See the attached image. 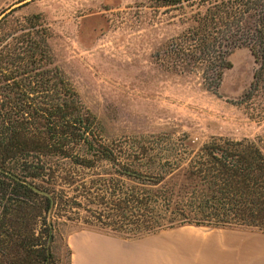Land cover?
I'll return each instance as SVG.
<instances>
[{
	"label": "trees",
	"instance_id": "trees-1",
	"mask_svg": "<svg viewBox=\"0 0 264 264\" xmlns=\"http://www.w3.org/2000/svg\"><path fill=\"white\" fill-rule=\"evenodd\" d=\"M153 1L179 11L181 30L164 45L170 68L203 69L204 81L221 83L229 56L247 47L257 63L249 98L259 96L264 0ZM28 5L0 14V166L52 194L53 236L48 253L50 197L0 171V264H65L54 250L57 222L81 221L63 213L84 202L89 228L76 231L125 239L185 225L264 233L260 139L106 138L58 64L44 14L23 12Z\"/></svg>",
	"mask_w": 264,
	"mask_h": 264
},
{
	"label": "rangeland",
	"instance_id": "rangeland-1",
	"mask_svg": "<svg viewBox=\"0 0 264 264\" xmlns=\"http://www.w3.org/2000/svg\"><path fill=\"white\" fill-rule=\"evenodd\" d=\"M24 2L29 5L23 12L44 14L54 34L57 62L106 138L188 136L200 143L260 139L264 148V90L249 98L257 70L249 48L233 51L228 60L232 66L221 83L204 81L203 69L181 73L166 61L164 45L181 30L179 11L153 0H0V14ZM87 205L63 213L79 215L81 221L61 217L57 222L54 250L65 264L68 236L89 228L83 220L91 216ZM198 229L208 227L185 225L122 239L174 244L192 239L182 235Z\"/></svg>",
	"mask_w": 264,
	"mask_h": 264
},
{
	"label": "crops",
	"instance_id": "crops-1",
	"mask_svg": "<svg viewBox=\"0 0 264 264\" xmlns=\"http://www.w3.org/2000/svg\"><path fill=\"white\" fill-rule=\"evenodd\" d=\"M177 243H130L82 229L67 239L72 264H264V233L198 229Z\"/></svg>",
	"mask_w": 264,
	"mask_h": 264
},
{
	"label": "water",
	"instance_id": "water-1",
	"mask_svg": "<svg viewBox=\"0 0 264 264\" xmlns=\"http://www.w3.org/2000/svg\"><path fill=\"white\" fill-rule=\"evenodd\" d=\"M0 171L5 172V173L13 176L17 180H20V181L24 182L25 184L29 185L32 189H34L37 193L43 194V195H46V196L50 197V199H51V207H50V210H49V224L51 226V230H50L51 235H50V239H49V242H48V245H49L48 253H50V244L52 242V236H53L52 213H53V209H54V198H53L52 194L50 192L46 191V190L41 189L36 184L31 183L29 180L20 178L19 176H17L13 172L3 168L2 166H0Z\"/></svg>",
	"mask_w": 264,
	"mask_h": 264
}]
</instances>
